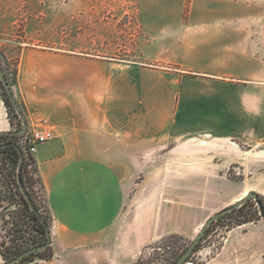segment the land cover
I'll use <instances>...</instances> for the list:
<instances>
[{
    "label": "crops",
    "instance_id": "obj_1",
    "mask_svg": "<svg viewBox=\"0 0 264 264\" xmlns=\"http://www.w3.org/2000/svg\"><path fill=\"white\" fill-rule=\"evenodd\" d=\"M135 1L147 36L136 61L35 41L4 49L27 130L52 135L32 154L52 264L133 263L248 191L264 195V0ZM14 3L0 0V35Z\"/></svg>",
    "mask_w": 264,
    "mask_h": 264
},
{
    "label": "rangeland",
    "instance_id": "obj_2",
    "mask_svg": "<svg viewBox=\"0 0 264 264\" xmlns=\"http://www.w3.org/2000/svg\"><path fill=\"white\" fill-rule=\"evenodd\" d=\"M188 5L189 0H185V6ZM136 8L135 0H15L11 8L12 27L0 35V62L12 79L16 55L7 59L4 49L19 41L97 51L105 57L136 61L140 58V45L147 39L136 20ZM5 110L8 120L17 124L15 115L6 106ZM3 164L7 165L0 157V170ZM228 175L234 180L241 178L233 170ZM35 186L45 206V196L39 184ZM10 194L0 183V242L3 247L14 246L34 234L30 228L15 225L21 216V207ZM245 218L251 220L238 224V220ZM193 238L178 234L165 236L146 248L133 263L171 264ZM189 257L195 264H264V218L258 213L256 201L251 198L239 211L212 222ZM4 261L0 254V263ZM20 264L52 263L51 258L33 256Z\"/></svg>",
    "mask_w": 264,
    "mask_h": 264
},
{
    "label": "trees",
    "instance_id": "obj_3",
    "mask_svg": "<svg viewBox=\"0 0 264 264\" xmlns=\"http://www.w3.org/2000/svg\"><path fill=\"white\" fill-rule=\"evenodd\" d=\"M15 73H16V70H15ZM5 75L8 79V81L10 82L11 79L9 78L6 71H5ZM0 94H1L3 102H4L5 106L7 107V109L9 111H11L15 115V117L17 118V124H15V125H13L12 121L9 119L11 128L12 129L19 128L18 126L21 123L20 119L18 118V115L16 114L14 107L12 106V104L10 103L6 93L4 92L1 81H0ZM21 111H22V108H21ZM21 136L9 135V134L0 135V144L11 142L10 144H6L4 147L0 148V157H1V160L3 163H7V165L4 166V164H3V166L7 168L8 174L10 176H14V185L17 187L16 199L18 200V204L21 207L20 208V210H21L20 215L21 216L14 223H15V225L20 224L21 226H25L26 228H30L31 231L34 232V234L31 235L29 238H27L25 241H23L21 243H15L14 246L9 244L8 246L3 247L2 243L0 242V254L5 259V261L10 260L11 258L18 255L20 252H22L23 250H25L29 247L43 244L44 242H46L48 240V238H50V229H49L50 228V222H51L50 214H49L47 205L44 206L41 204V202L38 198V190L36 189V186H35V184L38 183L39 184V190L43 191V185H42L40 176L38 174V170H37V167L35 165L33 155L29 152V150L26 146L20 144V142H19V139ZM14 144L20 145L22 152H23L21 179H22L23 184H24L27 192L29 193L32 201L34 202V205L37 209L36 211H33L30 209L28 202L26 201V199L23 197L20 190L18 189L16 170H17V165H18V160H19V152L16 149V147L14 146ZM29 165H31L30 168H28ZM34 172H35V175L33 174ZM10 195H12V194H10ZM259 197L261 199L263 210H264V204H263L264 198L261 195ZM247 201H245L239 207L233 209L232 211L224 214L221 217H224L226 215H229V214H232V213L239 211L240 209H242L247 204ZM45 203H46V200H45ZM221 217H219V218H221ZM249 220H251V219L245 218L242 220H238V224L245 223ZM20 230H21V228H20ZM208 230H209V227L205 233H207ZM202 238H203V236H202ZM33 256H38V257H41L43 259L51 258L52 257V250H51L50 244L48 246H46L43 250L35 252V253H31V254L23 257L19 262L14 263V264H20L26 260H30ZM135 263L139 264L137 262H135Z\"/></svg>",
    "mask_w": 264,
    "mask_h": 264
},
{
    "label": "water",
    "instance_id": "obj_4",
    "mask_svg": "<svg viewBox=\"0 0 264 264\" xmlns=\"http://www.w3.org/2000/svg\"><path fill=\"white\" fill-rule=\"evenodd\" d=\"M0 81L2 83V87L4 92L6 93L10 103L12 104V106L14 107V110L16 112V114L18 115V118L20 119V127L16 128V129H12V130H5V131H0V135L2 134H9V135H17V136H21L23 135L26 131H27V121L26 118L23 114V112L21 111V108L19 106V103L17 102L14 93L12 91L10 82L8 81L6 75H5V71L1 65L0 62ZM11 143V142H10ZM10 143H3L0 144V148L4 147L6 144H10ZM14 146L16 147V149L19 152V160H18V165H17V170H16V177H17V183H18V187L19 190L21 192V194L23 195V197L26 199V201L28 202V205L30 207L31 210L36 211V207L34 205V202L32 201L29 193L27 192L23 181L21 179V168H22V162H23V152L22 149L20 147V145L18 144H14ZM260 194L254 190L248 191L244 196H242L241 198H239L237 201H235L234 203L218 210L217 212L213 213L212 215H210L205 221L204 223L201 225V227L199 228L197 234L194 236V238L192 239V241L190 242V244L187 246V248L178 256V258L171 264H184V262L187 260V258L192 254L195 246L197 245V243L201 240L202 236L205 234V232L207 231L208 227L211 225V223L215 220H217L219 217L223 216L224 214L232 211L233 209L239 207L241 204H243L245 201L253 198L256 201L257 207H258V213L260 214V216L262 218H264V210H263V206H262V202L260 199ZM51 240L50 238H48V240L46 242H44L43 244L40 245H36V246H32L29 247L25 250H23L22 252H20L18 255L14 256L13 258H11L10 260L4 261L0 264H14L19 262L23 257L31 254V253H35L38 251L43 250L46 246H48L50 244ZM127 264H136V263H127Z\"/></svg>",
    "mask_w": 264,
    "mask_h": 264
},
{
    "label": "built area",
    "instance_id": "obj_5",
    "mask_svg": "<svg viewBox=\"0 0 264 264\" xmlns=\"http://www.w3.org/2000/svg\"><path fill=\"white\" fill-rule=\"evenodd\" d=\"M52 137L49 131L41 129L27 130L19 139L20 144L26 146L31 154H33L35 147L38 143L47 141ZM31 165L28 166L30 168ZM0 183L6 187L12 196L17 197V187L14 185V176L8 174L7 168L1 166L0 170ZM19 189V187H18ZM184 264H195L192 257L187 258Z\"/></svg>",
    "mask_w": 264,
    "mask_h": 264
}]
</instances>
